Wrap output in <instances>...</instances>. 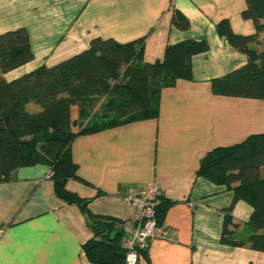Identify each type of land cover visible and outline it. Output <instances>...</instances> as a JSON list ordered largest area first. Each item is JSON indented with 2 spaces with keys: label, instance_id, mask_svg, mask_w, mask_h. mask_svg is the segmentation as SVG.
<instances>
[{
  "label": "crops",
  "instance_id": "1",
  "mask_svg": "<svg viewBox=\"0 0 264 264\" xmlns=\"http://www.w3.org/2000/svg\"><path fill=\"white\" fill-rule=\"evenodd\" d=\"M246 8V0H0V34L27 29L34 53L33 61L5 76L8 80L55 66L97 37L119 43L147 37V63L162 61L169 45L209 44L192 59V81L162 90L157 119L80 136L72 145L83 181H69L67 190L90 200L93 214L120 220L127 234L136 228V211L125 196L157 186L173 203L163 225L166 237L150 241L151 264H264V253L221 243L234 191L198 175L209 152L264 133L263 100L217 96L212 90L213 80L248 62L217 30L228 21L235 34L254 35L253 21L243 18ZM175 11L189 20L188 30L173 26ZM260 40L264 43V31ZM72 119L78 133V107ZM50 174L39 165L0 182V264H92L83 250L94 236L87 219L79 206L57 196ZM252 213L245 201L235 205L233 218L241 224L236 236L249 235L245 224Z\"/></svg>",
  "mask_w": 264,
  "mask_h": 264
},
{
  "label": "trees",
  "instance_id": "2",
  "mask_svg": "<svg viewBox=\"0 0 264 264\" xmlns=\"http://www.w3.org/2000/svg\"><path fill=\"white\" fill-rule=\"evenodd\" d=\"M246 2L243 18L253 21L254 35L235 34L228 21L221 22L217 30L247 56L248 62L213 80L212 90L217 96L264 101V43L260 40L264 0ZM172 24L181 31L191 26L178 11L173 14ZM146 39L119 43L97 37L86 50L55 66L42 65L8 80L5 76L33 61L34 53L27 29L0 34V182L9 181L22 168L49 167L57 196L68 205L79 206L93 232V238L83 246L92 264H126L124 241L128 234L120 220L93 214L90 200L67 190L69 181H83L72 157L75 139L157 119L162 90L175 86L179 80L192 81L193 57L209 50L206 41H186L169 45L162 61L147 63ZM253 44L262 48H252ZM31 104L41 110L29 112ZM73 107L79 111L78 133L73 131L77 125L72 119ZM198 175L234 191L233 203L225 211L221 243L264 253V133L209 152L201 160ZM241 200L253 208L245 224L251 232L245 237L235 235L241 224L233 218L235 205ZM172 205L161 196L157 206L161 226ZM141 260L151 264L148 250L139 251L138 264Z\"/></svg>",
  "mask_w": 264,
  "mask_h": 264
},
{
  "label": "built area",
  "instance_id": "3",
  "mask_svg": "<svg viewBox=\"0 0 264 264\" xmlns=\"http://www.w3.org/2000/svg\"><path fill=\"white\" fill-rule=\"evenodd\" d=\"M161 196V191L157 186L151 187L143 195L125 196V201L136 211V228L128 234L124 242V247L128 252L126 264H138L139 251L148 250L150 241L153 239L166 237L167 232L157 219V206Z\"/></svg>",
  "mask_w": 264,
  "mask_h": 264
},
{
  "label": "rangeland",
  "instance_id": "4",
  "mask_svg": "<svg viewBox=\"0 0 264 264\" xmlns=\"http://www.w3.org/2000/svg\"><path fill=\"white\" fill-rule=\"evenodd\" d=\"M28 110H29V112H31V113H37V112H39L40 110H41V108L38 106V105H36V104H31V105H29V107H28ZM95 119V118H94ZM93 119V120H94ZM89 121V120H88ZM86 123H87V120H86ZM85 123V124H86ZM81 127V126H80ZM246 235V234H245ZM245 235H243V237H245Z\"/></svg>",
  "mask_w": 264,
  "mask_h": 264
},
{
  "label": "water",
  "instance_id": "5",
  "mask_svg": "<svg viewBox=\"0 0 264 264\" xmlns=\"http://www.w3.org/2000/svg\"><path fill=\"white\" fill-rule=\"evenodd\" d=\"M114 237H115V234H112V236H111V239L113 240V239H114Z\"/></svg>",
  "mask_w": 264,
  "mask_h": 264
}]
</instances>
